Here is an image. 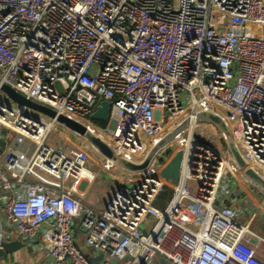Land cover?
I'll return each mask as SVG.
<instances>
[{
    "label": "built area",
    "instance_id": "1",
    "mask_svg": "<svg viewBox=\"0 0 264 264\" xmlns=\"http://www.w3.org/2000/svg\"><path fill=\"white\" fill-rule=\"evenodd\" d=\"M0 84L89 126L135 164L189 119L95 209L80 190L94 179L89 155L115 165L0 90V235L40 246L46 264H264L249 222L225 204L241 174L226 135L195 120L217 109L264 180V0H0ZM101 102L103 127L91 119ZM176 153L171 182L158 170Z\"/></svg>",
    "mask_w": 264,
    "mask_h": 264
},
{
    "label": "water",
    "instance_id": "2",
    "mask_svg": "<svg viewBox=\"0 0 264 264\" xmlns=\"http://www.w3.org/2000/svg\"><path fill=\"white\" fill-rule=\"evenodd\" d=\"M0 90L5 95V97L9 100H11L15 104H19L21 106H25L31 111H34L38 113L39 115L45 116V118L54 119L57 123L60 125H64L66 129L71 131L72 133L76 134L80 138H82L90 147H92L101 157H103L105 160L112 162L115 166L128 171L132 173H140L145 171L149 164H151L152 159L154 156L176 136L181 131L186 128L185 126L189 122V119L184 120L181 124L176 126V128H173L170 130L167 134H165L158 142L151 148V150L148 152L146 157L143 159V161L139 164L131 163L119 156H116L113 151L110 149V147L103 142L99 137L91 133L89 130H87L85 127L82 126V124H79L78 122L64 116L55 113L53 110L46 108V106H41L40 104L34 103L30 100L27 101L24 97L14 92L12 89H10L7 85H1L0 84ZM109 110V104L107 102H101L100 107H97L96 111L92 114L91 119L95 122L105 123L107 120ZM195 120L198 122L203 123H209L214 125L217 130L221 133L226 135L225 138V144L228 147V151L233 158L235 164L238 166V168L243 172L244 177L249 180L251 183L258 185L259 188H261L264 191V180L257 175L253 170H251L248 166H246L244 160L238 153V151L235 149L233 142L228 136L227 127L224 123V121L216 114H213L208 111H200L195 114ZM167 154H169V150L166 151ZM181 160V153H176L172 155L170 162L167 165L162 166L158 173L164 177L165 179H170L171 182H176L178 171H179V165ZM159 162L162 160L159 158ZM244 193L248 195L249 198H254L256 201H260L259 197L255 194L253 189L248 186V184H243ZM0 260L4 259L6 254L9 252H12L16 248L20 247V244L18 242H11V243H2L0 244ZM101 256L97 257L94 261H97L100 259ZM111 264H115L114 261L110 262ZM160 264H169L167 261L160 259Z\"/></svg>",
    "mask_w": 264,
    "mask_h": 264
},
{
    "label": "crops",
    "instance_id": "3",
    "mask_svg": "<svg viewBox=\"0 0 264 264\" xmlns=\"http://www.w3.org/2000/svg\"><path fill=\"white\" fill-rule=\"evenodd\" d=\"M85 170L92 174L94 179L93 181L84 179L80 190L84 192V202L95 209H99L106 202L117 184L126 178L128 173V171L104 162L102 158L93 153L89 155ZM241 174L237 175L233 181L234 192L237 194L227 199L225 204L239 209V216L236 219L238 223L247 224L249 222V230L255 238L249 237L247 240L257 251L262 246L264 247V199L260 196L258 202L244 193L243 184L246 183L251 188L252 185L249 184L250 181L244 177L242 171ZM11 242H18L20 247L6 254L4 259L0 260V264L47 263L46 254L40 246H28L15 236L8 240L4 235H0V244Z\"/></svg>",
    "mask_w": 264,
    "mask_h": 264
},
{
    "label": "rangeland",
    "instance_id": "4",
    "mask_svg": "<svg viewBox=\"0 0 264 264\" xmlns=\"http://www.w3.org/2000/svg\"><path fill=\"white\" fill-rule=\"evenodd\" d=\"M55 88L59 91V92H61L62 91V89H61V86L58 84V83H56L55 84ZM5 100L8 102V103H11V104H13V102L11 101V100H9V99H7V98H5ZM31 115L32 116H35V117H39V114L38 113H36V112H34V111H32L31 112ZM205 130H208L209 132H211L209 129V127H203ZM57 141H58V137L56 136V134H52L51 136H50V138L48 139V142H50L49 144H53V143H57ZM82 143V142H81ZM84 144V143H83ZM222 145L224 144V141L221 143ZM187 186H188V188H189V185L187 184ZM192 193V192H191ZM193 194V193H192ZM259 196V195H258ZM259 199H260V196H259ZM157 205H160V206H163L164 205V203L166 202V201H164L163 200V194L162 195H160V199H158L157 201ZM142 230H143V228H142ZM257 254L259 255V257L262 255L263 256V258L262 259H264V247L262 246L261 247V249L259 248L258 250H257ZM91 255H93V253L92 252H90V256ZM261 256V257H262ZM260 257V258H261ZM118 264H121V263H118Z\"/></svg>",
    "mask_w": 264,
    "mask_h": 264
},
{
    "label": "bare ground",
    "instance_id": "5",
    "mask_svg": "<svg viewBox=\"0 0 264 264\" xmlns=\"http://www.w3.org/2000/svg\"><path fill=\"white\" fill-rule=\"evenodd\" d=\"M212 112H214V113H216V114H220L218 111H217V109H214V110H211ZM86 128H88L89 130H91L90 128H89V126H86V125H84ZM89 174L86 172V171H83V176H88Z\"/></svg>",
    "mask_w": 264,
    "mask_h": 264
},
{
    "label": "trees",
    "instance_id": "6",
    "mask_svg": "<svg viewBox=\"0 0 264 264\" xmlns=\"http://www.w3.org/2000/svg\"><path fill=\"white\" fill-rule=\"evenodd\" d=\"M97 124H99L100 126H105V123H100V122H96Z\"/></svg>",
    "mask_w": 264,
    "mask_h": 264
}]
</instances>
